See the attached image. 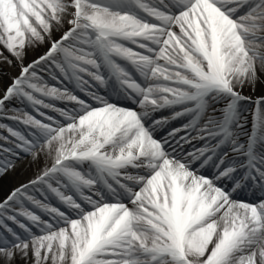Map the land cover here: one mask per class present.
Wrapping results in <instances>:
<instances>
[{
    "label": "snow or ice",
    "instance_id": "snow-or-ice-1",
    "mask_svg": "<svg viewBox=\"0 0 264 264\" xmlns=\"http://www.w3.org/2000/svg\"><path fill=\"white\" fill-rule=\"evenodd\" d=\"M0 264H264V0H0Z\"/></svg>",
    "mask_w": 264,
    "mask_h": 264
}]
</instances>
